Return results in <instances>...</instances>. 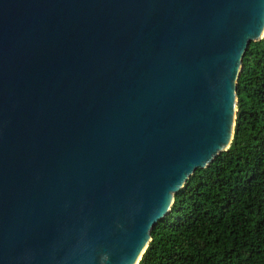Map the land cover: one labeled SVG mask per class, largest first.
Here are the masks:
<instances>
[{"label":"water","instance_id":"obj_1","mask_svg":"<svg viewBox=\"0 0 264 264\" xmlns=\"http://www.w3.org/2000/svg\"><path fill=\"white\" fill-rule=\"evenodd\" d=\"M263 38L264 0H0V264H138Z\"/></svg>","mask_w":264,"mask_h":264},{"label":"trees","instance_id":"obj_2","mask_svg":"<svg viewBox=\"0 0 264 264\" xmlns=\"http://www.w3.org/2000/svg\"><path fill=\"white\" fill-rule=\"evenodd\" d=\"M236 95L228 150L176 193L138 264H264V38L244 54Z\"/></svg>","mask_w":264,"mask_h":264}]
</instances>
